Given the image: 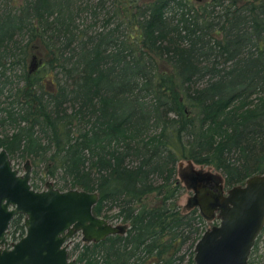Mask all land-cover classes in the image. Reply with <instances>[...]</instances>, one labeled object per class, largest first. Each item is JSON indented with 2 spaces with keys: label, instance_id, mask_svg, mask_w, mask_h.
Returning a JSON list of instances; mask_svg holds the SVG:
<instances>
[{
  "label": "trees",
  "instance_id": "16d2710c",
  "mask_svg": "<svg viewBox=\"0 0 264 264\" xmlns=\"http://www.w3.org/2000/svg\"><path fill=\"white\" fill-rule=\"evenodd\" d=\"M0 148L123 226L74 264H194L206 219L178 161L228 187L264 172V0H0Z\"/></svg>",
  "mask_w": 264,
  "mask_h": 264
},
{
  "label": "water",
  "instance_id": "95a60500",
  "mask_svg": "<svg viewBox=\"0 0 264 264\" xmlns=\"http://www.w3.org/2000/svg\"><path fill=\"white\" fill-rule=\"evenodd\" d=\"M34 67L35 58L30 71ZM194 172L193 205L204 219L215 214L219 218V223L196 241L194 264H247L264 227V172L250 175L226 192L225 182L215 183L216 191H211L203 182L212 181V175ZM30 174L29 162L19 173L6 149L0 148V264H74L67 253L74 235L80 233L84 241L99 242L123 231L122 225L93 213L97 192L61 191L51 182H46L45 189L35 190ZM17 214L24 215L25 235L8 248L7 229Z\"/></svg>",
  "mask_w": 264,
  "mask_h": 264
},
{
  "label": "rangeland",
  "instance_id": "374dc122",
  "mask_svg": "<svg viewBox=\"0 0 264 264\" xmlns=\"http://www.w3.org/2000/svg\"><path fill=\"white\" fill-rule=\"evenodd\" d=\"M195 1V0H194ZM38 66V64H37ZM12 164L14 167H16L20 173L24 171V161L21 163H17L15 159H12ZM194 170L199 171L200 174L202 173H210L212 175V182L213 183H222L224 182L222 173L215 169L211 165L207 164H198L191 162L189 160H179L177 163V171H176V177L178 181L183 185L184 190L182 191L178 203L181 206L182 210H188L190 207L194 206L192 202V197L194 194V184H195V172ZM48 182H51L53 184V180L48 179ZM46 186H43L42 189H45ZM224 191L226 192L229 187L224 186ZM41 189V190H42ZM206 228H210L213 225H216L219 223V218L215 214L212 218L206 219ZM112 224H119L118 222H111ZM70 247L68 248V256L71 259L75 258V254H70L72 247L76 243H84L82 240V236L80 233L76 234L74 238L71 240Z\"/></svg>",
  "mask_w": 264,
  "mask_h": 264
},
{
  "label": "flooded vegetation",
  "instance_id": "af4514ba",
  "mask_svg": "<svg viewBox=\"0 0 264 264\" xmlns=\"http://www.w3.org/2000/svg\"><path fill=\"white\" fill-rule=\"evenodd\" d=\"M11 160V159H10ZM26 163V162H25ZM25 163H24V165H25ZM11 164H12V161H11ZM12 166H13V164H12ZM14 167V166H13ZM16 168V167H15ZM19 171V170H18ZM20 173V172H19ZM197 180V178L195 179V181ZM203 184L205 185V186H207L208 188H209V190H211V191H216V189H215V187H214V184L215 183H213L212 181H205V182H203ZM226 186V185H225ZM18 215V214H17ZM20 215H22V214H20ZM16 216V215H15ZM22 224H23V221H24V215H22ZM14 218V217H13ZM12 218V219H13ZM12 219H11V221H12ZM11 221H10V223H11ZM10 223H9V227H8V229H7V234H6V240H7V243H8V248H11L12 246V244L13 243H15V242H17L20 238H22L24 235H25V227H24V224H23V227H24V232H23V234L22 235H20V232H17L14 236L12 235V233H11V229H10ZM75 236V235H74ZM74 236L72 237V238H74ZM72 238L68 241V245H67V253H68V248L70 247V243L72 242L71 240H72ZM82 240H83V238H82ZM83 242H89V241H84L83 240ZM68 258H69V256H68ZM69 259H71V258H69ZM74 260V259H73ZM74 263H75V261H74Z\"/></svg>",
  "mask_w": 264,
  "mask_h": 264
}]
</instances>
